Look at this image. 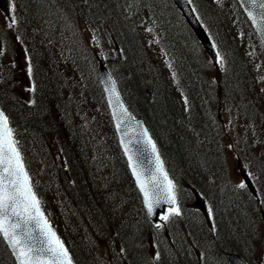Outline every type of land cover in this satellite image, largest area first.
Instances as JSON below:
<instances>
[{"label":"trees","instance_id":"16d2710c","mask_svg":"<svg viewBox=\"0 0 264 264\" xmlns=\"http://www.w3.org/2000/svg\"><path fill=\"white\" fill-rule=\"evenodd\" d=\"M13 2L17 20L14 33L30 37L38 31L42 35L51 26L67 35L65 40L53 43L67 52L65 62L57 56L52 60L40 46L23 42L31 85L30 95L27 92L25 96L15 86L22 71L15 67V55L5 44L8 38L0 18V97L3 92L7 97L3 98L6 105L0 102V110L13 130L41 210L74 264L98 263L91 252L96 253L102 246L94 242L92 221L136 224L137 220H146L116 146L96 78V57L91 47L79 40L82 17L100 20L109 29L119 56L105 63L109 68L115 66L112 74L119 89L118 82L122 81V97L131 113L146 123L169 175L174 178L173 173L180 174L192 180L205 172L218 180L224 178L218 128L209 113L210 101L216 97L209 91L207 78L214 80L217 100H228L240 117H250L254 127L258 126L257 120H252L254 111L260 106L259 99L263 101L259 95L264 89V78L252 67L256 53L250 50L249 59L245 56L247 39L259 41L236 0H190L217 50L216 65L202 60H207L203 49L170 0ZM137 18L158 41L162 39L164 68L156 61L150 63L149 46L140 41L133 27V19ZM48 40L52 42V38ZM191 40L195 42L189 44ZM169 76L175 82L174 88L166 84ZM8 81L13 82L6 85ZM24 139L32 148H56L59 161L50 181L36 183L33 179L29 159L22 154ZM244 139L247 141V136ZM197 157L206 161V169L194 164ZM251 160L264 184V163L253 154ZM253 240L256 245L257 236ZM0 254L4 256L3 264H14L1 238Z\"/></svg>","mask_w":264,"mask_h":264},{"label":"rangeland","instance_id":"374dc122","mask_svg":"<svg viewBox=\"0 0 264 264\" xmlns=\"http://www.w3.org/2000/svg\"><path fill=\"white\" fill-rule=\"evenodd\" d=\"M17 2L20 3L19 0H17ZM81 16L86 15L83 14ZM0 18L8 38V41L5 40V44L18 58V63L20 68L24 71L25 77L28 70L25 45L23 42L30 44L33 43L40 46L52 60H55L53 56H57L61 61H66L65 55L67 52L53 44L58 40H65V37L67 36L63 32L57 31L59 27L52 28L49 26L46 32L42 35H39V32L36 31V35H33L32 33L34 37L31 35L30 37H23L21 34L12 31L14 27H9L6 19L1 13ZM80 21L82 22L84 20L81 19ZM16 23L17 20L15 21V24ZM45 25L46 24H44V26ZM105 28L106 26L102 24L100 20L89 17L88 20L85 19V23L82 25V33L79 37L80 42L91 47V53L96 57L95 61H102L104 63L107 60H113L117 55L116 46L110 36L106 33H101ZM138 29H140V32L142 33L140 41H142L144 45L149 46L147 52L150 54H148V56H150L152 60L150 63L153 64L156 61L155 63L164 68L166 63L164 54L160 48L162 45V43H160L162 39L161 41H158L157 38L154 37V34L148 31L145 25L138 26ZM236 29L238 28L236 27ZM61 34L63 35L60 36ZM51 38L52 42L48 40ZM247 41V44L244 45L246 46L245 56L249 59L250 50L256 53L252 57V67L254 71L259 72V77L264 78V51L260 45L255 42L254 38L249 37ZM192 42L195 41L191 40L189 44ZM188 46L189 45L187 44V48ZM81 47L84 46L81 45ZM82 50H86L85 47ZM195 52L199 53V50L196 49V45ZM203 54L207 60L204 58L202 60L205 62L209 61L211 65H214L205 51ZM146 56L142 61H145ZM56 65L58 66L59 64L56 63ZM149 66L153 67V65ZM207 66L209 65L207 64ZM114 70L115 66H112L110 71ZM113 74L115 75V73ZM23 81L24 79L22 75L19 76L16 81L17 89L23 88L29 91L26 84L22 85ZM207 81L211 85L209 91L216 97V99H212V102L210 101L209 113L218 128V136L220 138L219 147L222 156L221 167L223 169L222 172H225L224 178L218 180L215 176L211 177L209 174L202 172V176L191 178L197 184H193V186L190 187L189 184L181 181L179 175L173 173L174 177L177 179V193L182 199L183 206L180 209V214H169L170 218L167 221L160 218L155 226L137 220L135 226H141V228H143L142 235H135L133 232L125 235V224H121V228H118L117 226H113V224H94V221H92V225L95 227V239L101 244L107 259L106 261H115V264H149V260L153 261L154 259L158 260L160 264H179L180 261L176 256V254L179 255V253H172L171 250L170 252L172 255L169 253V249L174 245L172 241L175 243L176 248H178V244L180 245V241H175L177 238V228L175 224H180L181 222L182 224H188L190 221H201L203 224L207 225V220L193 210L194 207L192 206V203L194 201V194L197 193L202 195L205 202L210 206H213L214 213L216 210L218 215L221 216L220 225L222 229L216 226V229L218 230L216 237L221 245H224L225 243L223 236H228L229 242L233 246H240L243 253H246L248 250L251 251L249 259L253 264H264V224L261 220L260 214L261 212H264V184L261 181L262 179L257 176L251 160L253 154L258 156L260 161L264 163V89L259 95L263 101L261 102L258 97L260 106L254 111L252 120H257L258 122V126L254 127L250 117H240L228 100H217V89H213L214 80L208 76ZM168 82H166L168 88H174L173 85L175 82L171 76H169ZM8 83L9 81L6 85ZM118 84L120 85V90L123 91L124 87L122 81L118 82ZM4 97H6V94L3 92V95L0 97V102L3 105H6L7 101L3 99ZM7 109L9 110L8 107ZM12 115L13 116L10 118L11 121L14 122V120L16 121V118L13 112ZM245 136H247V141L244 139ZM22 142L24 145L22 154L29 159V170L31 174H33L32 177L35 182H43L44 180L50 181V176L52 175V172H54L57 162L59 161L58 153L55 150L56 148L53 145L49 148L42 146L40 148H32L29 146L30 141L24 139ZM247 144L251 145L250 149L246 148ZM194 164L202 170L206 169V161L199 160L198 157L194 160ZM262 168L264 170V165H262ZM244 175H248L252 180L255 188L259 192L258 198L252 197L246 187H238V185L243 182ZM241 224H248V228L246 229V227L241 226ZM158 225L159 227H157ZM247 232L250 236L248 239L246 235ZM98 234H100L101 237ZM256 236L257 244L254 245L253 238ZM114 237L116 242L121 240V254L124 256L130 254L128 259L119 262L116 261V255L111 252L110 249V245L114 243L112 240ZM97 246L99 245L97 244ZM100 248L101 247L99 246V250ZM168 254H170V256ZM169 257L173 259L170 258V261ZM190 257L201 260L202 251L199 255L191 254ZM96 259L98 260V263L102 264L98 259V255H94V260L96 261ZM3 260L4 256L0 254V264L4 263ZM212 262L213 261L210 258L209 263Z\"/></svg>","mask_w":264,"mask_h":264},{"label":"snow or ice","instance_id":"6c2138e0","mask_svg":"<svg viewBox=\"0 0 264 264\" xmlns=\"http://www.w3.org/2000/svg\"><path fill=\"white\" fill-rule=\"evenodd\" d=\"M247 3L253 8L264 10V0H247ZM248 15L253 23L264 31V11H260L258 15H253L249 11ZM9 27H12V24ZM144 135L147 136V133ZM145 143L151 145L152 151L156 152V146L150 139ZM124 150L126 154L131 151L127 145ZM128 158L149 214L153 213L154 207L162 203L169 205L176 203L175 186L163 171L158 155L155 173L147 177L134 162L133 155H129ZM245 186L243 182L238 185L240 188ZM168 211L171 215L180 214L179 208H170ZM161 218L167 221L170 217L164 215ZM0 237L13 249L18 264H71L67 249L41 210L40 201L32 189L30 177L17 148L13 130L2 111H0Z\"/></svg>","mask_w":264,"mask_h":264},{"label":"water","instance_id":"95a60500","mask_svg":"<svg viewBox=\"0 0 264 264\" xmlns=\"http://www.w3.org/2000/svg\"><path fill=\"white\" fill-rule=\"evenodd\" d=\"M236 1L239 7L241 8L242 12L246 16L247 20L249 21L250 25L252 26V28L254 29V31L256 32L259 39L264 45V31H261L259 29V26L253 23V21L250 19L248 15L249 11H251L253 15H258L260 11H264V10L253 8L251 4L247 3V0H236ZM172 2L176 6V8L180 11L182 17L185 19L187 25L190 27L192 32L195 34L196 38L200 41V43L203 45L206 52L210 55V57L214 61L215 60L214 48L211 44V41L205 29L203 28L198 18L196 17L189 1L188 0H172ZM0 10L2 11V13L6 16V18L9 21L12 20L10 0H0ZM97 76H98V81H99V85L101 88V92L104 97L106 107H107V110H108V113L111 119V123L114 128V132L116 134L117 143L126 161L129 175L135 185L136 190L138 191L141 197L142 206L147 216L153 222H155L159 214H164L166 208H173L175 204L169 205L166 203H162L161 205L154 207L153 213L149 214L144 204L143 194L138 188L137 181H136L135 176L133 175L132 167L130 165V161L128 158L129 155H133L134 162L137 164V166L141 170H143L146 177L155 173L156 166H157L156 156L158 154H157V151L155 153L152 151L151 145L145 143L147 139H150L152 143H154V141L151 138L145 126V123L140 119H133L125 103L120 98L111 75L109 74L108 70L105 68V66L102 63H100L97 69ZM118 105H122V107ZM145 132L147 133V136L144 135ZM125 145H127L129 149L131 150L127 154L125 153V150H124ZM163 171L166 172L164 168H163ZM168 179L170 180L169 177ZM245 183L248 189L253 194H255V189L247 176L245 177ZM197 204L200 205V203H197ZM3 241L7 249L9 250L10 254L12 255L15 261V264H18V261L14 255L13 249L9 246V244L4 239ZM228 259L230 260L232 264H244L241 261V259H239L235 255H228ZM71 264H73L72 261H71Z\"/></svg>","mask_w":264,"mask_h":264},{"label":"flooded vegetation","instance_id":"af4514ba","mask_svg":"<svg viewBox=\"0 0 264 264\" xmlns=\"http://www.w3.org/2000/svg\"><path fill=\"white\" fill-rule=\"evenodd\" d=\"M175 225L177 228L175 241H180V245L178 244V248H176L175 243L172 241L174 245L169 249V253H179V255L176 254L180 261L179 264H230L226 259L227 254L231 252L237 253L234 250L235 246L229 242L228 236H223L225 243L221 245L216 237L218 233L216 225L210 222H207L208 226L201 221H190L188 224ZM201 251V260L190 257L191 254L199 255ZM168 255L170 256V254ZM242 257L247 264H252L248 256L242 255ZM210 258L213 261L212 263H209ZM151 264L159 263L153 261Z\"/></svg>","mask_w":264,"mask_h":264},{"label":"bare ground","instance_id":"6f19581e","mask_svg":"<svg viewBox=\"0 0 264 264\" xmlns=\"http://www.w3.org/2000/svg\"><path fill=\"white\" fill-rule=\"evenodd\" d=\"M134 20V22H133V27H134V29L138 32V26H139V18H137V19H133ZM193 37V36H192ZM193 39H195V38H193ZM182 161V160H181Z\"/></svg>","mask_w":264,"mask_h":264}]
</instances>
